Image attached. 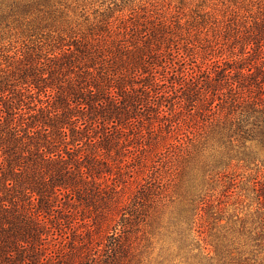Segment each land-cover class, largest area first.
I'll return each instance as SVG.
<instances>
[{"label":"trees","instance_id":"trees-1","mask_svg":"<svg viewBox=\"0 0 264 264\" xmlns=\"http://www.w3.org/2000/svg\"><path fill=\"white\" fill-rule=\"evenodd\" d=\"M3 1L1 31L18 30L0 40V264H132L157 195L151 120L180 113L181 102L166 103L180 90L240 160L264 151V1L202 0L186 11L116 0L92 14L68 0ZM187 60L197 64L187 70ZM257 201L261 230L247 239L260 254ZM235 216L227 222L243 225ZM216 252L223 264H264L233 258L229 245Z\"/></svg>","mask_w":264,"mask_h":264},{"label":"rangeland","instance_id":"rangeland-1","mask_svg":"<svg viewBox=\"0 0 264 264\" xmlns=\"http://www.w3.org/2000/svg\"><path fill=\"white\" fill-rule=\"evenodd\" d=\"M14 1L22 4L28 0L3 2L7 4ZM113 1L116 0H68L70 9L80 5L90 14L97 8H103L104 2L109 4ZM146 1L164 9L181 6L188 11L202 0ZM213 1L219 0H210ZM238 1L256 9L264 0ZM13 26L3 31L0 29V40L4 42L12 37L10 34L17 32L18 29H13ZM196 64L195 60H187L186 69ZM157 75L165 79L159 72ZM202 78L200 76L199 80ZM171 85V80H165L162 90L169 92ZM171 96L166 103L181 102L182 107L178 106L180 113L176 112L174 116L171 114L169 120H151L159 134L155 139L154 135L151 136V140H160L156 148L159 152H152L149 165L150 169L158 170L155 175L157 195L149 210V221L144 224L141 232L139 255L132 264H223L216 247L223 248L227 245L233 251V258H238L240 252L248 256L258 254L260 250L247 239V235L250 231L254 235L261 230V221L257 216V196L260 195L263 200L264 151L253 148V162L240 160L235 148L231 149L227 142L216 140L212 130L205 126L207 123L203 121L200 109H190L183 104L182 90ZM143 121L147 125L150 123L149 119ZM177 121L178 126L173 130L169 124ZM145 134L148 138L146 130ZM134 165L136 163L126 168L123 175L126 180L133 178L130 177L132 173L129 170ZM138 169L139 178L145 176L147 169L143 172L142 168ZM232 178H235L237 186L228 188ZM256 180L259 183L255 187ZM238 197L241 203L238 204V209H234L235 205L230 203ZM238 211L240 214H237ZM232 214L243 217L244 224L240 221L228 223L227 218ZM64 238V247L68 249L69 242L72 241L69 240L70 232ZM258 255L259 260L264 259V252Z\"/></svg>","mask_w":264,"mask_h":264}]
</instances>
